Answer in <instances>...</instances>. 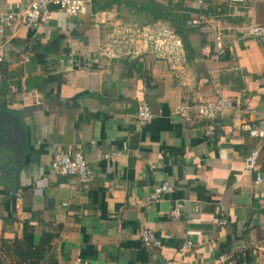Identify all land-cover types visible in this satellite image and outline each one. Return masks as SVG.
Listing matches in <instances>:
<instances>
[{"label": "crops", "instance_id": "0c3cea01", "mask_svg": "<svg viewBox=\"0 0 264 264\" xmlns=\"http://www.w3.org/2000/svg\"><path fill=\"white\" fill-rule=\"evenodd\" d=\"M155 1L188 16L181 68L156 59L144 41L132 55L104 54L113 25L170 23L128 0H91L84 17L52 7L39 29L21 25L0 34V89L9 90L0 104L28 131L19 173H0V264L19 263L6 246L16 239L46 242L37 264H223L219 257L242 245L236 264H264V140L241 129L264 119V39H237L264 24V0ZM27 3L0 0V14ZM198 15L210 33L188 24ZM219 32L228 50L215 60ZM219 95L235 108L215 120L217 135L208 140L207 121L185 119L177 109ZM143 102L155 114L147 126L137 119ZM255 148L258 166L247 172L244 161ZM77 149L96 172L85 188L49 171L56 151ZM164 181L175 191L150 203ZM145 229L160 247L143 245ZM186 240L194 242L191 250H183Z\"/></svg>", "mask_w": 264, "mask_h": 264}, {"label": "built area", "instance_id": "2783aa9c", "mask_svg": "<svg viewBox=\"0 0 264 264\" xmlns=\"http://www.w3.org/2000/svg\"><path fill=\"white\" fill-rule=\"evenodd\" d=\"M238 1V0H235ZM202 2V1H201ZM91 0H28L27 5L18 7L6 14H0V34L5 35L14 31L17 27L25 25L30 29L37 30L43 22L51 19L52 7H57L71 17H84L90 13ZM190 26L196 27L204 32L210 33L211 28L204 25L202 15L188 20ZM97 27L99 25H96ZM241 36L238 40L245 39H264V24H253L240 31ZM144 41L149 52L159 60L166 61L173 68H181L186 63V49L180 34L169 24L157 22L153 25L140 26L137 23L116 24L110 33L107 44L104 46V54L109 58H121L137 53L136 45ZM216 51L212 59H221L228 50L225 42V33L219 32L215 36ZM135 47V48H134ZM32 44H28V49ZM26 60H29L27 56ZM235 104L229 97L219 95L215 99L199 100L194 104H185L177 109V114L185 119L194 117L199 121H207L204 129L203 138L211 139L217 135L214 124L225 111L234 109ZM155 114L148 103H141L137 113V119L142 126L152 123ZM241 129L250 136L264 140V119L242 124ZM261 150L255 148L245 158L244 169L247 172L257 168ZM117 155V152L104 154L105 159H110ZM49 171L52 174L70 176L77 179L80 187L85 188L96 179V172L89 159L81 149L74 152L56 151L50 163ZM262 177H258L261 181ZM175 191V186L170 181H164L154 186L149 193L150 203H159L168 194ZM141 240L145 247H160L161 241L156 237L153 230L145 229L141 233ZM194 242L186 240L183 250L188 251L194 247ZM247 249L242 245L238 250H232L219 257L223 264H236L240 259V253ZM257 254V250H254ZM81 259L77 260L80 263Z\"/></svg>", "mask_w": 264, "mask_h": 264}, {"label": "trees", "instance_id": "16d2710c", "mask_svg": "<svg viewBox=\"0 0 264 264\" xmlns=\"http://www.w3.org/2000/svg\"><path fill=\"white\" fill-rule=\"evenodd\" d=\"M128 3L133 9L136 8L138 11L147 13L156 21L170 22L183 37L184 42H187L186 19L188 16L179 15L172 6L157 3L155 0L141 2L140 5H138L139 2L136 0H128ZM1 87L0 95L2 97L8 96V87L5 84L1 85ZM0 107L6 108V104L1 103ZM45 245L46 242H43L39 246H33L16 239L11 245L6 246L8 251L13 254V257L19 260L18 264L27 261L37 264L45 255Z\"/></svg>", "mask_w": 264, "mask_h": 264}, {"label": "water", "instance_id": "95a60500", "mask_svg": "<svg viewBox=\"0 0 264 264\" xmlns=\"http://www.w3.org/2000/svg\"><path fill=\"white\" fill-rule=\"evenodd\" d=\"M27 138L28 131L20 116L11 110L0 109L1 174L13 172L16 176L19 173L27 149Z\"/></svg>", "mask_w": 264, "mask_h": 264}, {"label": "rangeland", "instance_id": "374dc122", "mask_svg": "<svg viewBox=\"0 0 264 264\" xmlns=\"http://www.w3.org/2000/svg\"><path fill=\"white\" fill-rule=\"evenodd\" d=\"M170 26H172V24L171 23H168ZM173 27V26H172ZM174 28V27H173Z\"/></svg>", "mask_w": 264, "mask_h": 264}]
</instances>
